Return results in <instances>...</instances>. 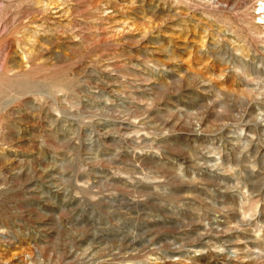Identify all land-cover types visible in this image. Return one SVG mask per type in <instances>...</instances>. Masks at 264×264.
Returning a JSON list of instances; mask_svg holds the SVG:
<instances>
[{"label": "rangeland", "instance_id": "374dc122", "mask_svg": "<svg viewBox=\"0 0 264 264\" xmlns=\"http://www.w3.org/2000/svg\"><path fill=\"white\" fill-rule=\"evenodd\" d=\"M0 264H264V0H0Z\"/></svg>", "mask_w": 264, "mask_h": 264}]
</instances>
